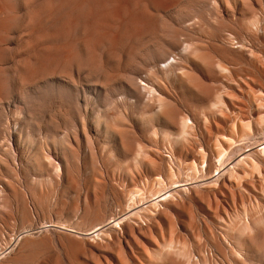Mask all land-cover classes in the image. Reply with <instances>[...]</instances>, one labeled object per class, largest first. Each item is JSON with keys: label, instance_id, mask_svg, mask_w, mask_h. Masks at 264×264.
I'll use <instances>...</instances> for the list:
<instances>
[{"label": "rangeland", "instance_id": "374dc122", "mask_svg": "<svg viewBox=\"0 0 264 264\" xmlns=\"http://www.w3.org/2000/svg\"><path fill=\"white\" fill-rule=\"evenodd\" d=\"M0 264H264V0H0Z\"/></svg>", "mask_w": 264, "mask_h": 264}]
</instances>
